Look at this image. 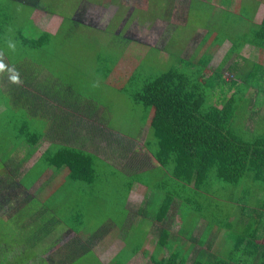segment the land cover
<instances>
[{
    "label": "crops",
    "instance_id": "0c3cea01",
    "mask_svg": "<svg viewBox=\"0 0 264 264\" xmlns=\"http://www.w3.org/2000/svg\"><path fill=\"white\" fill-rule=\"evenodd\" d=\"M2 1L0 25L1 17L10 16L6 10L16 8L12 4L8 7L14 8L6 9L2 3L12 1ZM202 1L210 9L203 15L206 27L198 29L190 50L185 48L176 60L202 70L203 62L212 61L207 74L212 59L223 58L215 70L223 64L231 41H250L232 56L233 91L222 94L217 89L208 106L221 110L225 99L239 95L234 130L243 138L264 136V0ZM15 2L30 9L23 22L33 30L30 39L41 34L43 44L24 56L0 49V248L10 246L12 262L23 258L24 264H159L179 254L193 264L200 250L223 255L225 232L206 220L196 225L193 212L182 208L180 197L193 198L194 187L173 178L146 146L155 110L148 113L134 105L128 86L92 77H87L91 82L79 81L88 73L115 75L108 68L117 63L95 53L93 67L83 69L79 61L66 72L46 64L44 49L60 37L66 17L36 2ZM128 19L121 21L114 37L125 39L124 56L132 61L134 72L150 52L156 64L171 56L167 41L181 25L177 18L171 16L176 23L165 39H156L160 44L143 54L132 50L131 41H144L134 33L142 26L131 28ZM248 77L250 89L242 95ZM119 106L132 110L128 120L118 122ZM170 194L175 196L169 208ZM202 198L208 211L211 197ZM257 198L264 200V193ZM222 200L219 195L212 198L218 206Z\"/></svg>",
    "mask_w": 264,
    "mask_h": 264
},
{
    "label": "trees",
    "instance_id": "16d2710c",
    "mask_svg": "<svg viewBox=\"0 0 264 264\" xmlns=\"http://www.w3.org/2000/svg\"><path fill=\"white\" fill-rule=\"evenodd\" d=\"M190 1L181 2L187 12ZM24 2H36L39 6L41 1ZM171 16L172 12L161 20H170ZM1 20V50L20 51L24 56V52L41 48V34L30 39L32 29L23 20L13 21L7 15ZM169 43L171 41H167L168 46ZM249 43L248 40L231 41L227 58L208 78L205 71L210 61L202 70L185 60H176L166 72L142 79L136 88L134 84L138 83L140 68L126 78L131 86L130 101L148 113L155 110L146 141L149 151L173 178L195 189L193 198L180 197L182 208L193 212L196 225L200 220H206L210 227L216 226L225 232L226 252L218 255L200 250L193 264H264V200L257 198L259 193H264V136L243 138L234 130L235 103L239 95L225 99L221 110L208 106L217 89H221L222 94L233 91L235 77L230 75L228 79L232 82L227 83L223 77L224 68L232 56L239 54ZM179 61L183 65H177ZM245 84L242 95L250 89L249 77ZM223 86L228 90L223 91ZM203 194L211 197L208 211ZM218 195L223 198V205L212 202ZM170 196L169 208L175 194ZM12 252L10 246L0 248V264H24L23 258L15 259L13 263ZM159 264H188V259L179 254Z\"/></svg>",
    "mask_w": 264,
    "mask_h": 264
},
{
    "label": "rangeland",
    "instance_id": "374dc122",
    "mask_svg": "<svg viewBox=\"0 0 264 264\" xmlns=\"http://www.w3.org/2000/svg\"><path fill=\"white\" fill-rule=\"evenodd\" d=\"M11 1L12 2L8 1L9 4H6V2L2 3V5H5L6 9H12L16 6L15 9L6 10L10 17H16L18 19L28 21L30 9L27 6H23L21 3H13V0ZM40 1V5L43 6L45 10L51 11L52 14H61L67 17L66 23L63 25L60 31V37L54 39L49 48L44 49V51L48 52L42 60H45L46 57V64L55 66V68L59 70H61L63 67L64 70L68 72V70H72L73 65L77 66L79 61L83 62V69L86 67H93L94 54L102 53L103 56H107V60L117 63L116 66H109L108 68L110 72L115 71L117 74L111 75V73H100L98 75H89L88 73L81 75L79 81L83 84L85 82H91L87 80V77H92L95 78L94 81L97 80L98 82H116L119 85L125 86V88L128 86V92L131 91V86L128 84L126 78L127 76L130 77L131 75H134V71L130 67L132 61L128 57L124 56L128 53L127 49L125 48V39H123V37H114L115 33H117L122 26L120 24L121 21L129 16L128 24L131 28H134L135 24L142 26L139 31H135L134 33H138L139 36L144 39V41L142 43H137L136 37L131 38V41L134 42L132 50H137L140 54H143L144 52L146 53L152 45L158 46L160 43L156 42V39L159 37L165 39L167 30H171L170 26L176 23L174 19L161 20L162 17L168 16L170 12H173V18H177L181 24L177 25V29L172 33L174 35L173 40H169L168 38V40L171 41V43H169L171 46L170 54L175 57H171L167 61L166 58H162V62L159 60L156 64V55L150 56V54L147 58L142 59L146 61H137L141 72L137 79L138 83L134 84V88H136L142 79L153 78L169 70L174 65L176 56L182 53L185 48H187L188 51L190 50L192 45L191 40L194 38L195 33L198 31V29H203L206 27V23L203 20V15H206L208 9V6L206 7L202 0H191L189 12H187V10L181 6V2L183 0ZM177 1H179V3H177ZM12 4L15 6L8 7ZM122 6H124L123 9ZM174 7H176L175 10ZM176 10L177 14L174 15ZM209 12L210 9H208L207 15H209ZM54 19H57V17H54ZM149 25L155 28L152 29ZM158 25H160V27H158ZM89 26L98 29L100 32L96 31L92 27L88 28ZM105 28L108 30L107 34H104L103 32L101 33V31L105 30ZM158 28L163 29V33H160L162 31H158ZM130 34L132 35L131 30ZM200 36L201 35L198 37ZM162 44H165L164 40ZM203 46L204 45H201L200 49H204ZM11 52H15L18 56V53L15 50H11ZM73 53H76V55L70 57ZM219 55L220 53H218V56ZM51 58L53 59L51 60ZM222 59V57H216L212 59L213 67L209 73L205 74L206 77H210L212 75L211 72H214L215 68L222 61ZM203 65H205V63ZM234 65L236 64L234 63V59H232L225 66L223 77L227 83H230L231 81L228 79V77L230 75H234ZM40 70L42 71V69ZM57 78L60 82H62L61 77ZM224 88H227V86H224ZM120 108L122 114L120 117H118V119H115L119 120L118 122L128 120V116H132L130 113L132 110H128L126 107ZM129 123L132 124L134 122Z\"/></svg>",
    "mask_w": 264,
    "mask_h": 264
},
{
    "label": "clouds",
    "instance_id": "9594fccd",
    "mask_svg": "<svg viewBox=\"0 0 264 264\" xmlns=\"http://www.w3.org/2000/svg\"><path fill=\"white\" fill-rule=\"evenodd\" d=\"M16 78L15 77H13V80H15Z\"/></svg>",
    "mask_w": 264,
    "mask_h": 264
}]
</instances>
